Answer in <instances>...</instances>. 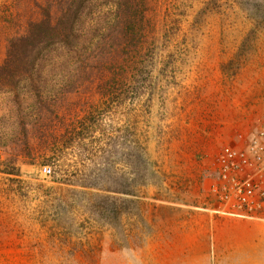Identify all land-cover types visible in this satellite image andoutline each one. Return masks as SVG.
I'll return each instance as SVG.
<instances>
[{
	"label": "rangeland",
	"instance_id": "obj_1",
	"mask_svg": "<svg viewBox=\"0 0 264 264\" xmlns=\"http://www.w3.org/2000/svg\"><path fill=\"white\" fill-rule=\"evenodd\" d=\"M149 16L136 71L103 48L48 62L65 97L46 109L29 81L0 84V264H264V226H241L264 212L222 215L209 194L220 146L264 113L238 101L227 123L235 90L264 81V0H153Z\"/></svg>",
	"mask_w": 264,
	"mask_h": 264
},
{
	"label": "trees",
	"instance_id": "obj_2",
	"mask_svg": "<svg viewBox=\"0 0 264 264\" xmlns=\"http://www.w3.org/2000/svg\"><path fill=\"white\" fill-rule=\"evenodd\" d=\"M152 1L2 0L0 13L4 20L0 21V32L5 33L6 44L0 59V84H8L13 89L21 81H29L35 102L46 109L52 98L65 97L63 94L55 96L45 88L40 73L48 62L53 65L71 60L83 63L86 50L93 47L92 50H107L103 60L111 67L119 58L120 68L130 69V72L138 70L150 37ZM118 77L129 79L127 72ZM90 111L95 108L91 107ZM26 117L19 116L21 124Z\"/></svg>",
	"mask_w": 264,
	"mask_h": 264
},
{
	"label": "built area",
	"instance_id": "obj_3",
	"mask_svg": "<svg viewBox=\"0 0 264 264\" xmlns=\"http://www.w3.org/2000/svg\"><path fill=\"white\" fill-rule=\"evenodd\" d=\"M231 140L214 156L209 194L215 212L253 218L264 212V113L249 121L245 115ZM42 173L49 175L50 169L43 167Z\"/></svg>",
	"mask_w": 264,
	"mask_h": 264
},
{
	"label": "crops",
	"instance_id": "obj_4",
	"mask_svg": "<svg viewBox=\"0 0 264 264\" xmlns=\"http://www.w3.org/2000/svg\"><path fill=\"white\" fill-rule=\"evenodd\" d=\"M230 101H231L230 102L231 106L229 110L234 109V112L233 114L228 116L227 118L228 124L238 118L237 111L235 110L236 109L235 102L239 101L238 103H241V105L246 106V108L250 112H252L253 110L257 114L258 111L264 109V81L259 80L257 82H252V83L246 82V84H243L240 88L235 90V92L230 96ZM239 123H241V121H239ZM216 224L217 222L215 223V225ZM257 225L264 226V223L260 222L259 224H256L253 222H243L241 224V226H257ZM222 226H232V223L229 222V220L227 219L226 222L225 221L223 222ZM248 236L249 238L254 237L252 233H249ZM259 237L260 240H264V230H262Z\"/></svg>",
	"mask_w": 264,
	"mask_h": 264
}]
</instances>
